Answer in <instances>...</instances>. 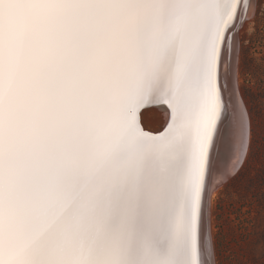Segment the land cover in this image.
<instances>
[{"label": "snow or ice", "instance_id": "obj_1", "mask_svg": "<svg viewBox=\"0 0 264 264\" xmlns=\"http://www.w3.org/2000/svg\"><path fill=\"white\" fill-rule=\"evenodd\" d=\"M249 6L0 0V264H228L218 128L238 114L245 157L264 138L239 83Z\"/></svg>", "mask_w": 264, "mask_h": 264}, {"label": "rangeland", "instance_id": "obj_2", "mask_svg": "<svg viewBox=\"0 0 264 264\" xmlns=\"http://www.w3.org/2000/svg\"><path fill=\"white\" fill-rule=\"evenodd\" d=\"M253 15L240 30L242 46L240 88L243 99L258 126L264 119V3L259 2ZM160 108L148 109L143 114V124L148 131L161 129L166 118ZM233 179L217 191L212 200L213 208L221 200V228L227 229L245 242L240 249L227 246L228 264H264L260 253L264 245V138L257 135L251 151Z\"/></svg>", "mask_w": 264, "mask_h": 264}, {"label": "bare ground", "instance_id": "obj_3", "mask_svg": "<svg viewBox=\"0 0 264 264\" xmlns=\"http://www.w3.org/2000/svg\"><path fill=\"white\" fill-rule=\"evenodd\" d=\"M252 2L253 0H249V5H251ZM253 13L254 8L249 6L245 12V22L243 26L247 24ZM152 108L162 109L164 112L163 116H165L164 118L167 120V113L163 106L150 105L142 112L141 121L143 126V114L145 111ZM144 128L147 130L145 126ZM213 155L221 161V164L218 171L212 176V200L216 193L217 185L227 181L228 177H231L241 167V165H243L242 163L245 159L240 147V125L237 113H233L230 118L222 121L219 126Z\"/></svg>", "mask_w": 264, "mask_h": 264}, {"label": "water", "instance_id": "obj_4", "mask_svg": "<svg viewBox=\"0 0 264 264\" xmlns=\"http://www.w3.org/2000/svg\"><path fill=\"white\" fill-rule=\"evenodd\" d=\"M152 106V105H151Z\"/></svg>", "mask_w": 264, "mask_h": 264}]
</instances>
